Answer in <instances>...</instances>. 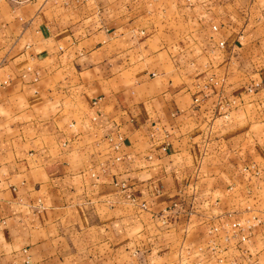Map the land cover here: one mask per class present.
<instances>
[{
	"label": "crops",
	"instance_id": "0c3cea01",
	"mask_svg": "<svg viewBox=\"0 0 264 264\" xmlns=\"http://www.w3.org/2000/svg\"><path fill=\"white\" fill-rule=\"evenodd\" d=\"M163 1L0 0V264H264V16Z\"/></svg>",
	"mask_w": 264,
	"mask_h": 264
},
{
	"label": "rangeland",
	"instance_id": "374dc122",
	"mask_svg": "<svg viewBox=\"0 0 264 264\" xmlns=\"http://www.w3.org/2000/svg\"><path fill=\"white\" fill-rule=\"evenodd\" d=\"M192 1L195 0H164L163 3L166 4L165 8L162 4L160 7H156V4H154L152 11L156 21V32L166 33L167 37L174 40L180 37L186 31V27L189 26L183 23V16L190 14L187 9ZM197 1H200V5L205 11L230 13L235 19H247V16L254 15L255 13H262V16H264V0Z\"/></svg>",
	"mask_w": 264,
	"mask_h": 264
},
{
	"label": "built area",
	"instance_id": "2783aa9c",
	"mask_svg": "<svg viewBox=\"0 0 264 264\" xmlns=\"http://www.w3.org/2000/svg\"><path fill=\"white\" fill-rule=\"evenodd\" d=\"M219 45H222L221 41L219 42ZM202 87L203 88H207V84H203ZM229 228H230V232H231L230 235H235L237 233V231L239 230V223L236 222V221H232V222L229 223ZM218 229L219 228L217 226H213L211 228L213 233L216 232ZM226 237H227V234L222 235L223 239H226ZM240 238L243 239L244 237L241 235Z\"/></svg>",
	"mask_w": 264,
	"mask_h": 264
}]
</instances>
